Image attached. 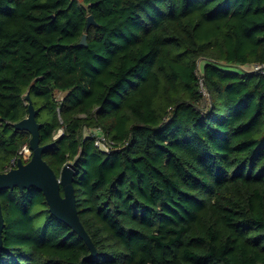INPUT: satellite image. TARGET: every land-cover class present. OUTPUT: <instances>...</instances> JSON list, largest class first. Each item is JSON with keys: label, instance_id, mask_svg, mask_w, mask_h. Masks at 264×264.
<instances>
[{"label": "trees", "instance_id": "obj_1", "mask_svg": "<svg viewBox=\"0 0 264 264\" xmlns=\"http://www.w3.org/2000/svg\"><path fill=\"white\" fill-rule=\"evenodd\" d=\"M255 63L264 0H0V172L28 145L13 124L29 92L40 144L54 142L42 157L57 175L72 164L96 248L86 257L39 189L14 187L0 264H264V74L242 70Z\"/></svg>", "mask_w": 264, "mask_h": 264}, {"label": "water", "instance_id": "obj_2", "mask_svg": "<svg viewBox=\"0 0 264 264\" xmlns=\"http://www.w3.org/2000/svg\"><path fill=\"white\" fill-rule=\"evenodd\" d=\"M96 24L93 16H87V28ZM87 35L84 33L78 44L87 46ZM27 102V115L15 122L13 126L18 130H25L30 134L28 147L31 150L30 158L23 161L21 157L16 158L14 167L7 171L0 172V190L13 189L17 187L19 191L31 187L39 189L46 200L48 210L51 215L66 223L87 244L90 252L86 257L96 254L90 236L84 228L75 206V195L73 192L74 170L71 163H65L60 169L59 175L43 159V152L51 147L54 142L40 144L39 128L41 124L36 120L38 108H35L29 92L25 95ZM62 189L63 193H61ZM4 227V217L0 202V249L2 247V229Z\"/></svg>", "mask_w": 264, "mask_h": 264}, {"label": "built area", "instance_id": "obj_3", "mask_svg": "<svg viewBox=\"0 0 264 264\" xmlns=\"http://www.w3.org/2000/svg\"><path fill=\"white\" fill-rule=\"evenodd\" d=\"M242 70L258 71L261 74H264V63H255L252 64L250 67H246L245 69L243 68ZM87 133L88 135L93 136L94 145L105 153H108L113 149L119 148L118 143L114 142L111 138H109V136L106 135L102 130H93L92 132L90 129H88ZM30 155L31 150L29 149L28 145H23V147L18 152V157H21L24 161H27L30 158ZM16 158L12 160V166L15 165Z\"/></svg>", "mask_w": 264, "mask_h": 264}, {"label": "rangeland", "instance_id": "obj_4", "mask_svg": "<svg viewBox=\"0 0 264 264\" xmlns=\"http://www.w3.org/2000/svg\"><path fill=\"white\" fill-rule=\"evenodd\" d=\"M79 1H81V0H79ZM199 65H201V62L199 63ZM63 94L64 93H57L56 94L57 99H61ZM61 132H62V129L58 130L57 133L55 134V136H58Z\"/></svg>", "mask_w": 264, "mask_h": 264}]
</instances>
